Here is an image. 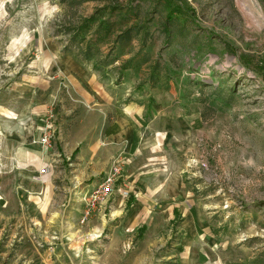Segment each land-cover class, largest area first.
<instances>
[{
    "label": "rangeland",
    "instance_id": "rangeland-1",
    "mask_svg": "<svg viewBox=\"0 0 264 264\" xmlns=\"http://www.w3.org/2000/svg\"><path fill=\"white\" fill-rule=\"evenodd\" d=\"M78 70L151 170L85 218L109 166L23 155L43 125L108 145ZM0 264H264V0H0Z\"/></svg>",
    "mask_w": 264,
    "mask_h": 264
},
{
    "label": "crops",
    "instance_id": "crops-1",
    "mask_svg": "<svg viewBox=\"0 0 264 264\" xmlns=\"http://www.w3.org/2000/svg\"><path fill=\"white\" fill-rule=\"evenodd\" d=\"M78 73L80 75L79 77H77V80H75L74 82L73 90L76 91L77 96L80 97L79 100L83 101L84 103L89 102L90 104L99 103L100 101L103 100L104 105H103V108H102L103 110H101L100 115H102V113H105L106 115L108 113H113L114 115H116L117 119H115L114 123L107 124L103 127L104 132H106L105 140H106V143H108V145L106 146H101L99 144L100 141H98L97 134L101 131L100 125H99V129L97 128V125H94V126L93 125L90 126L86 124L82 125L81 130L79 132H81L83 129V131L87 133L89 132L90 135L86 139V144L81 147L79 146V143L81 140L80 137L78 139H72V140L70 139V141L68 142H63L64 140H63L62 134H64V130L60 127L61 125H59L58 130H56L57 135H55L53 138L58 139L59 143L62 142V144L58 143L59 147L55 146L56 147L55 149L52 147V145H50L49 142L46 144H41L37 142V139L41 135L42 129L45 127V125L40 126L38 134L36 133L34 135L32 142L30 143V144H35L38 147V149L32 148L31 146L24 147L25 150H24L23 155L24 157L27 155V159L30 158V159H35V161L43 162L42 166L47 167V171L45 174H43V176L45 175L49 176V174H51V172L53 171V166H55L56 161L62 160L61 155L67 156L66 159H69V158L71 159V157L72 159H76L74 161H76L78 165L82 164L81 162H84V160L88 164L90 163L93 165L98 164L99 166H102L101 170L97 172L99 173V172H102L103 170H106L105 167L109 166L111 158L117 152H121L120 150H118L114 152L113 154H111L118 146H120L119 142L121 141V138L123 137V135L124 137H127V136L129 137L130 134H133V139L130 142H132V146L133 145L136 146L134 142L136 140V137L134 136L135 135L134 131L136 132V130L132 126H127L126 124H124L125 115L123 114L120 107L114 106L112 104V96H108L109 98H106L105 95H99V94L91 95L88 92L87 93L83 92V91H86V87H88L89 85H92L91 83L92 79L87 74H85V72H81L78 70ZM90 114L91 112L88 111L87 115L89 116ZM125 134H129V135H125ZM113 139H115V141H113ZM79 148H80V151H79ZM139 149L140 148H136V151H139V152L141 151L142 154L144 152H148L147 150H139ZM35 151H39V153ZM134 156L136 155L131 156V154H129V157H128L129 158L128 160H130L129 164L127 165V167L126 165H124V169H123L124 182H122V186L124 187L126 191H129V188H126V187H131V185H133V182L137 180L140 172L150 173L151 171L150 167L148 165H145V161H143L144 159H142V161H139L138 157H134ZM139 164H144L145 166H141ZM91 183H93L92 186H94L96 183V180L95 181L92 180ZM118 192L119 191L116 190L115 194ZM101 204H99L98 207Z\"/></svg>",
    "mask_w": 264,
    "mask_h": 264
},
{
    "label": "built area",
    "instance_id": "built-area-1",
    "mask_svg": "<svg viewBox=\"0 0 264 264\" xmlns=\"http://www.w3.org/2000/svg\"><path fill=\"white\" fill-rule=\"evenodd\" d=\"M51 114V112H50ZM54 136V128H50L49 125H46L42 129V133L37 139L38 143L46 144L49 142L50 138ZM125 161L121 152H117L110 161L108 171L96 179L95 185L83 195V202L85 204V209L83 211V217L85 218L91 210L102 202L110 200L111 196L115 194V191H120L123 179V169ZM204 165V164H203ZM205 166V165H204ZM47 171L46 166L39 168L40 174H45ZM121 185V186H120ZM124 194L127 193L126 190H123Z\"/></svg>",
    "mask_w": 264,
    "mask_h": 264
},
{
    "label": "bare ground",
    "instance_id": "bare-ground-1",
    "mask_svg": "<svg viewBox=\"0 0 264 264\" xmlns=\"http://www.w3.org/2000/svg\"><path fill=\"white\" fill-rule=\"evenodd\" d=\"M238 1H241L242 4H243L245 7L249 8V9H252V7H253V0H238ZM253 11H254V10H253ZM94 235H96V233H94Z\"/></svg>",
    "mask_w": 264,
    "mask_h": 264
}]
</instances>
